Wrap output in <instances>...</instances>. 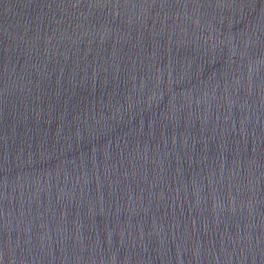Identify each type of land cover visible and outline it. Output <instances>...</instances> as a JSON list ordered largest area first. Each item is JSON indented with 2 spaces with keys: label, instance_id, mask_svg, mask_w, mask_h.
Listing matches in <instances>:
<instances>
[{
  "label": "water",
  "instance_id": "water-1",
  "mask_svg": "<svg viewBox=\"0 0 264 264\" xmlns=\"http://www.w3.org/2000/svg\"><path fill=\"white\" fill-rule=\"evenodd\" d=\"M0 264H264V0H0Z\"/></svg>",
  "mask_w": 264,
  "mask_h": 264
}]
</instances>
